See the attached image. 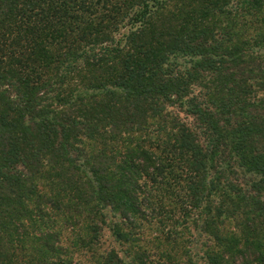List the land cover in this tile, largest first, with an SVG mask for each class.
I'll use <instances>...</instances> for the list:
<instances>
[{
    "label": "trees",
    "instance_id": "16d2710c",
    "mask_svg": "<svg viewBox=\"0 0 264 264\" xmlns=\"http://www.w3.org/2000/svg\"><path fill=\"white\" fill-rule=\"evenodd\" d=\"M85 1L0 0V264H264V0Z\"/></svg>",
    "mask_w": 264,
    "mask_h": 264
},
{
    "label": "rangeland",
    "instance_id": "374dc122",
    "mask_svg": "<svg viewBox=\"0 0 264 264\" xmlns=\"http://www.w3.org/2000/svg\"><path fill=\"white\" fill-rule=\"evenodd\" d=\"M143 1L144 0H86L81 7L83 12L78 24L86 22V25L92 23L94 26H102L108 32L94 35L91 37V40L94 38L97 41L98 38L99 41L103 40L105 44H110L124 31L122 27L126 24L128 16L133 15L139 8H142ZM212 1L213 0H163L161 8H164V10H162L156 23L160 25L165 24V26L169 28L181 24L180 29H191L193 28V17L188 18L185 22L184 20L181 21V18L187 17V13L190 14V12H193V9L211 8L210 5ZM183 12L186 14L183 15ZM235 21L241 24V18H236ZM248 21L249 20L246 19L244 24L246 25ZM188 22L192 24L188 25ZM247 32L249 35H253L255 29H248ZM130 49L131 46H129L127 52ZM102 64L104 65L105 63ZM91 71L96 72V68H92ZM144 235L146 237L145 240H147L146 242L151 241L156 236L155 233L149 231H146ZM191 240V238H188L189 242ZM108 243L110 242L107 240V244ZM107 244H105V248Z\"/></svg>",
    "mask_w": 264,
    "mask_h": 264
}]
</instances>
